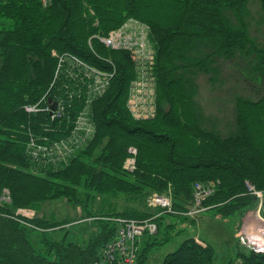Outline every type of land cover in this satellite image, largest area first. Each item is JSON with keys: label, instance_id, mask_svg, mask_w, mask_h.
Segmentation results:
<instances>
[{"label": "trees", "instance_id": "1", "mask_svg": "<svg viewBox=\"0 0 264 264\" xmlns=\"http://www.w3.org/2000/svg\"><path fill=\"white\" fill-rule=\"evenodd\" d=\"M247 1L0 0V264H90L114 236L112 217L154 215L145 205L151 191H171L177 212L167 213L174 215L186 209L196 182L212 186L202 205L220 217L242 215L260 201V210L264 207V94L236 96L234 130L221 135L202 125L191 93L197 71L212 81L211 71L217 74L226 60L244 59L248 78L264 81V48L248 33ZM259 2L264 10V0ZM124 16L147 26L153 50L156 112L148 118L134 117L127 107L136 76L129 51L92 36L117 27ZM53 49L114 73L105 91L90 102L92 138L59 164L45 166L34 164L26 151L29 133L47 141L66 137L85 93L84 86L79 89L81 78L61 72L54 80ZM45 93L63 97L66 113L49 119L41 100ZM39 100V110L25 109ZM128 145L136 147L133 170L123 167ZM4 188L9 199L1 198ZM120 196L137 205L116 210ZM53 199L79 205L92 217L94 229L82 244L66 239L67 231L59 238L52 235L70 218L37 214ZM96 202L98 213L91 209ZM19 207L35 214L22 222L15 215ZM162 216L152 218L156 231L140 239L136 264H144L150 251L169 239L152 237L159 233L156 221ZM170 226L166 223L164 231ZM214 256L211 244L187 236L161 264H212ZM234 258L239 264H264V251L238 248Z\"/></svg>", "mask_w": 264, "mask_h": 264}, {"label": "rangeland", "instance_id": "2", "mask_svg": "<svg viewBox=\"0 0 264 264\" xmlns=\"http://www.w3.org/2000/svg\"><path fill=\"white\" fill-rule=\"evenodd\" d=\"M244 17L249 35L255 41L258 47L264 48V10L261 8L259 0L247 1ZM128 18L130 17L124 16L122 22H120L118 26L123 25L125 23L124 21ZM97 23L98 20L95 18L94 24L97 25ZM125 25H130V21L128 20ZM141 26L143 27V24ZM128 30L129 28L126 30L125 35L126 37L131 39L129 43L134 44L136 41L140 46V43L144 42L142 40V34H132V32ZM145 31L146 28L144 27L142 31L144 37ZM138 44H136L135 46L133 45V47H135L133 51H140V49L137 48L139 47ZM77 58L82 61L80 64L85 68L80 69L77 75H84V73H86L85 71H87L89 75L88 81L90 83L87 84L86 80L78 81L80 83L79 89L81 90L84 86L85 92L84 97L82 94L81 101L84 105L81 110L86 109L87 115L89 117V109L86 108L89 103L87 93L89 95L93 93L91 90H93L92 87L94 74L96 76V81L100 79V76L102 77V80L104 79L103 75H99L97 73V71H103L104 69H99V67L89 62L82 60L79 57ZM67 64H70V62L68 60H65L62 64V66L64 65L63 71L69 70ZM248 67L249 65H246L244 59H239L237 61L226 60L223 62V64L220 65V70L217 74L211 71L212 75L214 76V79L212 81L208 78V75L203 72L197 71V73L194 74L191 93L193 100L195 101L199 119L205 128L215 129L221 135H226L232 132L235 127L234 113L236 96L242 95L254 98L259 94H264V81L261 80L260 82H256L250 80L246 74L248 71L246 72L244 69H248ZM89 70H91V72ZM135 74L137 75V72ZM67 77L71 79V77ZM144 79L146 80L147 78L144 77ZM85 85L87 93L85 91ZM57 100L65 103L63 97H57ZM151 104L153 105V107L155 105L154 112H152V107L150 112L144 118L151 117L155 114V96L154 102H152ZM65 113L66 104L64 114ZM78 116L79 113L77 115V118L74 119L70 134L76 132V130L74 129V125L77 124ZM80 118L84 119L82 115L80 116ZM88 120L93 126L91 119H85L84 126L88 124ZM94 131L95 125L92 129V132H87L88 138L84 139V141L78 142V146L82 147L86 143H88L92 138ZM128 147H134L136 149V147L133 145L127 146V155L123 161V167L126 169H128V167L125 166V163L129 156L132 155L131 152L128 151ZM57 152L58 151H50L49 158H47L48 154L45 155V157L47 158L46 160H40L38 159V155L36 156L34 153H30V159L34 164L36 163L46 166V162H50L54 165H57L60 163V160H65L67 157L66 156L64 159H52L53 155ZM5 191L7 192V189ZM153 192L154 191H151L149 193ZM3 193L1 195V198L3 196ZM149 193L145 196V198L148 197ZM115 202L116 210L118 211L129 206L137 205V203L135 202L124 199L123 196L115 199ZM97 204L98 202L91 206L92 211H97L96 213L100 212L98 211V207H96ZM145 205L142 206L141 204L139 205V208L144 209ZM260 207L261 205H258L256 209L246 211V213L242 215L234 214L226 218L220 217L211 209L202 210L192 217H183L179 214L180 212L176 213V215L163 212V216L156 221L159 224V233H154L152 237L155 236L157 238H160L164 235H168L169 239L164 243L156 245L150 251L149 256L147 257L144 264H161L163 256L167 252L173 250L179 244V242L187 236H195L196 241L200 243H202V241H205L214 247L215 256L212 264H225L226 261L230 259L234 261V264H239V260H236L234 258L236 249H247L250 245H253L252 243H256L258 245L264 243V207L261 210ZM147 209H150L155 213L158 212L154 208L147 207ZM173 212L177 211L173 210ZM37 214L44 215L46 218H49L51 216H56V218L58 219L70 218L71 221L67 223L65 227L62 228V230L52 232V235H54L56 238H59L62 235V232L67 231L66 239H72L73 241L82 244L87 235L91 232V230L94 229V221L92 217H86V214L81 211V207L79 205H71L64 199H53L46 201L42 204L41 210H39ZM166 223H171L172 226L168 227L164 231ZM147 233V231L144 232V234H142L140 238H144Z\"/></svg>", "mask_w": 264, "mask_h": 264}, {"label": "built area", "instance_id": "3", "mask_svg": "<svg viewBox=\"0 0 264 264\" xmlns=\"http://www.w3.org/2000/svg\"><path fill=\"white\" fill-rule=\"evenodd\" d=\"M130 21V25H125L127 21ZM125 23L121 26L112 28L108 30L106 33H94L93 36L97 37L105 46L111 48H123L127 49L130 53L131 58L135 62V67L137 71L136 77L131 81L129 86V97H128V107L131 113L135 117H145L150 112L154 102V76L152 74V62H153V50L149 46L147 40V26L143 23L137 21L133 18H128L124 21ZM143 24V27L141 26ZM146 28L145 37L143 35V29ZM131 31L132 34H142V40L144 42L139 44L135 41L134 44H130V38L126 37V30ZM138 44L140 51H133L135 46ZM52 54L57 58V65L54 72V80L58 77L59 73H63L66 77L69 76L73 79H79L80 81L86 80L87 84L90 83L88 81L89 75L88 72L85 71L84 75L78 76L80 69H85L83 65L75 55L70 53H58L57 51H52ZM68 60L70 64H67L69 70L63 71V62ZM78 61V62H77ZM62 66V67H61ZM88 68V67H87ZM91 72V70H89ZM95 71V70H93ZM97 71V70H96ZM104 71V72H103ZM97 71L99 75H103L104 79L100 76V79L96 81V76H94L93 87L91 90L93 93L88 94L87 97L89 101L91 97L101 94L106 88L110 77L113 75L114 71ZM144 77L147 79L145 80ZM84 78V79H82ZM53 80V81H54ZM53 83V82H52ZM131 89V91H130ZM89 91V90H88ZM45 95L41 98V100L45 101ZM39 102L35 104L25 105V109L28 111H37L39 110ZM46 110H49V106L43 107ZM88 109V106L86 107ZM155 105L153 107L154 112ZM65 110V103L60 100H57V107L55 110L50 112L49 119L53 120L58 117H61ZM83 116L84 119H81L80 116ZM77 118V117H76ZM85 119H90L87 115L86 109L81 110L79 112V116L77 119V124L74 125L75 133L69 134L65 138H61L59 140H55L52 142H47V140H41L37 136H33L30 134V137L27 141V152L34 153L36 156L38 155V159L46 160L49 158L50 151L55 152L52 157L58 159H64L69 153H71L75 147L78 146V142L84 141V139L88 138V131L92 132V125L88 120V124L84 126ZM84 126V127H83ZM128 151L131 152L132 155L127 159L125 166L128 167L129 170L135 168V158L134 155L136 153V149L134 147H128ZM48 154L46 158L45 155ZM212 192V186L210 184H202L196 182L194 184L193 191V199L185 214L194 216L196 213L205 209L202 206V200ZM253 192L261 197V192L253 190ZM8 192H4L2 198L8 199ZM147 204L152 207H159L163 210L171 211L172 205V197L170 191L165 193H157L153 192L147 197ZM15 215L18 216L17 219L24 220V217H31L33 215V211L30 209L18 208L15 212ZM116 223L114 236L104 243L96 253L94 259L90 262V264H136V255L138 249V239L139 236L143 234L144 231L153 232L156 229L155 223L151 219H133L126 217H112ZM249 247L254 251H264V243L258 245L256 243H252Z\"/></svg>", "mask_w": 264, "mask_h": 264}, {"label": "crops", "instance_id": "4", "mask_svg": "<svg viewBox=\"0 0 264 264\" xmlns=\"http://www.w3.org/2000/svg\"><path fill=\"white\" fill-rule=\"evenodd\" d=\"M182 218V217H181ZM248 229V228H247ZM247 229H246V231H247ZM205 243H207V242H205V241H202V244H205Z\"/></svg>", "mask_w": 264, "mask_h": 264}, {"label": "water", "instance_id": "5", "mask_svg": "<svg viewBox=\"0 0 264 264\" xmlns=\"http://www.w3.org/2000/svg\"><path fill=\"white\" fill-rule=\"evenodd\" d=\"M54 104H55V103L53 102V103H52V108L54 107Z\"/></svg>", "mask_w": 264, "mask_h": 264}]
</instances>
